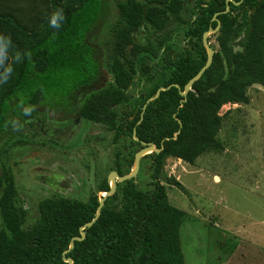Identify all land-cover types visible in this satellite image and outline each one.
I'll return each mask as SVG.
<instances>
[{
    "label": "trees",
    "instance_id": "16d2710c",
    "mask_svg": "<svg viewBox=\"0 0 264 264\" xmlns=\"http://www.w3.org/2000/svg\"><path fill=\"white\" fill-rule=\"evenodd\" d=\"M233 1L223 12L226 0H114L118 16L107 27L111 79L76 108V91L102 74L93 39L109 16L106 0H0V140L14 138L13 128L23 122L33 126L35 107L43 106L77 109L81 119L110 131L119 175L131 170L141 141L162 147L141 158L150 160L151 188H139L136 179L117 182L85 238L65 254L72 264L184 263L181 228L188 216L169 202L160 181L165 159L193 163L207 151L222 150L219 108L248 103L246 88L264 87V0ZM56 12L64 19L53 26ZM217 20L212 62L183 97L179 90L206 62L202 34ZM170 84L179 87L160 91L143 110L159 87ZM108 189L105 178L98 191ZM98 199L95 193L88 201L46 197L37 219L24 227L27 211L14 171L0 161V264H67L63 251L94 217ZM235 245L227 238L221 249L228 254Z\"/></svg>",
    "mask_w": 264,
    "mask_h": 264
},
{
    "label": "rangeland",
    "instance_id": "374dc122",
    "mask_svg": "<svg viewBox=\"0 0 264 264\" xmlns=\"http://www.w3.org/2000/svg\"><path fill=\"white\" fill-rule=\"evenodd\" d=\"M106 2L109 16L93 39L100 47L104 83L111 79L106 70L111 47L107 27L118 16L114 0ZM208 40L210 44L215 42L212 34ZM246 94L248 103H226L218 110L221 128L217 137L222 150L207 151L193 163L174 157L165 159L160 181L169 202L188 216L181 228L183 264H220L225 255L222 245L228 237L233 238L234 229L230 232L227 224L246 225L262 215L259 202L264 196V87L253 84L246 88ZM35 108L38 113L34 116L43 120V129H61L71 123V115L64 111ZM13 129L17 133L14 138L0 140V161L14 171L16 188L27 211L24 227L37 219L40 200L63 196L88 201L94 193L101 195L98 185L116 170L112 134L99 124L80 119L72 132L46 133L29 125ZM149 165V159L140 160L135 181L141 189L151 188Z\"/></svg>",
    "mask_w": 264,
    "mask_h": 264
},
{
    "label": "water",
    "instance_id": "95a60500",
    "mask_svg": "<svg viewBox=\"0 0 264 264\" xmlns=\"http://www.w3.org/2000/svg\"><path fill=\"white\" fill-rule=\"evenodd\" d=\"M229 1H233V0H226V8H225V10L223 12H227L229 10V4H228ZM234 3L238 4L239 2H234ZM216 14L217 13H215V15L212 17V20L216 19L215 18ZM219 27H220V22L217 20L216 27H214V28L209 27L206 31L203 32V34H202V43H203V45H204V47L206 49V53H207L206 62L198 70V72L195 75H193L186 82V84L184 85L183 90H179V94L181 96L185 97L187 95L188 91L192 89L193 83L196 80H198L200 78V76L202 75V73L210 66V64L212 62L213 52L214 51H213L212 47L210 46V42L208 41V37H209V35L216 33L218 31ZM171 86L179 87L178 84H170V85H168L166 87H164V86L159 87L156 90L155 94L153 96L149 97L146 100L145 104L143 105V110L145 109V107H146L148 102L152 101L153 99H155V98H157L159 96L160 91L168 89ZM78 115L80 117L79 113H78ZM141 115H142V113H141ZM178 133H179V131H176L174 133V136H173L174 139L177 137ZM133 138L135 140H138L137 136L135 135V129H133ZM141 145H142V147L140 149H138L135 152V154H134L133 166H132L131 170L128 173L123 174V175H119L117 173V171H115V170H112V171H110L108 173L107 181L109 183V189L106 190V191H103V193H101V195H99L98 205L96 207V211H95L94 217L90 221L85 222L83 225H81L79 227L80 235L73 236L70 239L68 248L63 251L62 259L67 264H72L73 263V259L71 257H66L65 254L68 253L74 247V241L75 240H82V239L85 238V229L89 228L97 220V218L99 217V215L101 213V208L104 205V201H105L106 197L112 195L115 192L117 182H123V181L128 180V179H135L136 176H137V173L139 171L141 158L143 156H145L146 154H148V153L159 152L162 149V147L157 148L156 145L153 142L146 143L144 141H141Z\"/></svg>",
    "mask_w": 264,
    "mask_h": 264
},
{
    "label": "crops",
    "instance_id": "0c3cea01",
    "mask_svg": "<svg viewBox=\"0 0 264 264\" xmlns=\"http://www.w3.org/2000/svg\"><path fill=\"white\" fill-rule=\"evenodd\" d=\"M1 39L2 42L5 41V34L0 28ZM255 188L258 189L257 184ZM259 205L263 209H260L262 211L260 218L250 219L252 221H248L246 225L240 224L238 227L227 224L230 232L234 229L232 240L236 242V245L231 253L225 254L221 258L220 264H264V196H262Z\"/></svg>",
    "mask_w": 264,
    "mask_h": 264
},
{
    "label": "flooded vegetation",
    "instance_id": "af4514ba",
    "mask_svg": "<svg viewBox=\"0 0 264 264\" xmlns=\"http://www.w3.org/2000/svg\"><path fill=\"white\" fill-rule=\"evenodd\" d=\"M103 79V77L100 75L99 78H97L96 80H94L91 84L85 85L80 87V89H78L75 93L74 96V100H73V104L75 105V107L77 108L79 101L89 92H91L92 90H97L99 88H101L105 83L101 82V80ZM68 116L71 115V123L69 122L68 124H66L63 128L59 129V128H51V129H43V123L40 122L39 118H35L32 120L33 122V126L39 127L40 131L42 132H46V133H50V132H57V131H69L72 132L79 123V120L81 119V117H79L78 115V111L77 109L74 110L73 112H70L67 114ZM40 122V125L38 124ZM25 125V122L21 123V127H23ZM20 127V128H21Z\"/></svg>",
    "mask_w": 264,
    "mask_h": 264
},
{
    "label": "clouds",
    "instance_id": "9594fccd",
    "mask_svg": "<svg viewBox=\"0 0 264 264\" xmlns=\"http://www.w3.org/2000/svg\"><path fill=\"white\" fill-rule=\"evenodd\" d=\"M57 18H59V19H64V17H63V15H62L61 12H56L55 16L53 17V19H52V21H51V23H52L53 26L56 25V23H57Z\"/></svg>",
    "mask_w": 264,
    "mask_h": 264
},
{
    "label": "bare ground",
    "instance_id": "6f19581e",
    "mask_svg": "<svg viewBox=\"0 0 264 264\" xmlns=\"http://www.w3.org/2000/svg\"><path fill=\"white\" fill-rule=\"evenodd\" d=\"M101 193H103V191Z\"/></svg>",
    "mask_w": 264,
    "mask_h": 264
}]
</instances>
